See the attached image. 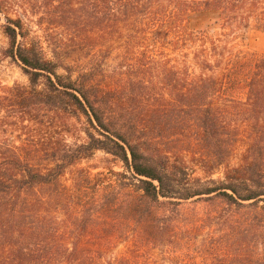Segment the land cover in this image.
Instances as JSON below:
<instances>
[{
  "label": "trees",
  "instance_id": "trees-1",
  "mask_svg": "<svg viewBox=\"0 0 264 264\" xmlns=\"http://www.w3.org/2000/svg\"><path fill=\"white\" fill-rule=\"evenodd\" d=\"M200 14L222 37L192 27ZM1 18L2 55L30 86L0 82V264L102 263L115 236L92 227L131 195L65 179L97 150L123 162L149 204L220 200L229 264H264V54L223 39L264 30V0H0ZM84 116L87 141L70 144ZM240 142L224 179L189 184L185 152L211 173Z\"/></svg>",
  "mask_w": 264,
  "mask_h": 264
},
{
  "label": "rangeland",
  "instance_id": "rangeland-1",
  "mask_svg": "<svg viewBox=\"0 0 264 264\" xmlns=\"http://www.w3.org/2000/svg\"><path fill=\"white\" fill-rule=\"evenodd\" d=\"M3 22L4 18H1L0 82L6 86L29 87L30 77L22 66L2 55L3 49L9 45L1 27ZM192 27L205 30L211 37L220 38L221 33L226 32L216 19L201 14L194 17ZM224 38L236 50L264 54V30L255 25L244 32H231ZM68 61L71 64H84V49ZM88 126L85 116L81 120L72 119L68 127V142H86ZM90 130L98 134L93 128ZM245 151L246 145L240 142L227 161L211 173L205 172L198 160L185 152L189 184L205 186L224 179L226 167L239 165ZM78 177L84 179V188L97 186L115 189L116 193L119 188H126L131 195L118 196L115 209L108 213L107 221L101 219L99 224L92 227L96 236L102 230H108L107 233L115 236L112 246L100 254L103 258L100 264H107L110 258L122 256L131 257L133 264H229L222 216L228 211L220 200L206 201L195 197L189 200L173 199L174 203L162 199V203L149 204L147 199L139 197L142 191H135V181L123 162L103 150L94 151L70 167L65 176L66 183L72 184L74 178Z\"/></svg>",
  "mask_w": 264,
  "mask_h": 264
}]
</instances>
